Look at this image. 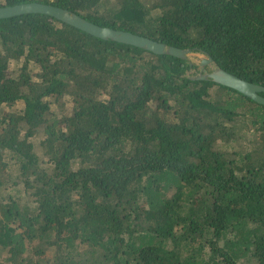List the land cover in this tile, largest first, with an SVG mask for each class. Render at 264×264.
Instances as JSON below:
<instances>
[{
	"label": "trees",
	"instance_id": "obj_1",
	"mask_svg": "<svg viewBox=\"0 0 264 264\" xmlns=\"http://www.w3.org/2000/svg\"><path fill=\"white\" fill-rule=\"evenodd\" d=\"M31 2L264 87V0ZM199 69L0 19V264H264V105Z\"/></svg>",
	"mask_w": 264,
	"mask_h": 264
},
{
	"label": "water",
	"instance_id": "obj_2",
	"mask_svg": "<svg viewBox=\"0 0 264 264\" xmlns=\"http://www.w3.org/2000/svg\"><path fill=\"white\" fill-rule=\"evenodd\" d=\"M28 14L47 15L95 38L133 46L155 55L172 56L187 61L190 66L193 64L189 60V55L194 52L189 49L184 50L173 46H167L144 36L126 31L114 30L109 27L98 26L85 20L74 12L54 5L31 2L0 7V19ZM199 55H202L205 59H202L199 65H197L200 68L199 72L192 74V76L189 77L191 80L214 82L223 87L232 89L258 104L264 105V97L261 96V93H264L263 86L253 84L223 70L206 54ZM205 67H208L209 71L204 70Z\"/></svg>",
	"mask_w": 264,
	"mask_h": 264
},
{
	"label": "rangeland",
	"instance_id": "obj_3",
	"mask_svg": "<svg viewBox=\"0 0 264 264\" xmlns=\"http://www.w3.org/2000/svg\"><path fill=\"white\" fill-rule=\"evenodd\" d=\"M202 59H205L202 55H199V54H191V55H189V60L193 63V64H196V65H199V63H200V61L202 60ZM21 108V106L20 107H16V109H20ZM57 119H59V118H57ZM38 144H39V142H38V139H34V141H33V145H34V150L35 151H39V149H38Z\"/></svg>",
	"mask_w": 264,
	"mask_h": 264
}]
</instances>
